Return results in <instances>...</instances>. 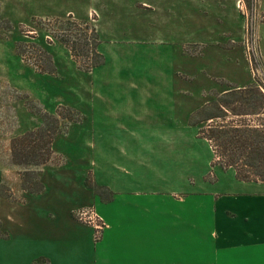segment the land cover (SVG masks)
<instances>
[{"label":"crops","instance_id":"1","mask_svg":"<svg viewBox=\"0 0 264 264\" xmlns=\"http://www.w3.org/2000/svg\"><path fill=\"white\" fill-rule=\"evenodd\" d=\"M152 27L146 23L129 33L137 36ZM158 30L153 32H159L160 47L154 51L159 69L164 65L166 71L177 59L181 64L170 71L173 81L188 67L185 45L207 39L179 34L178 24L175 34ZM210 38L223 45L218 48L225 64L227 33ZM223 63L209 56L204 66L226 72ZM136 70L129 66L120 72L128 76ZM164 85L122 82L119 90L138 89L137 95L121 92L120 98L97 103V117L113 122V131L97 139L90 162L84 161L86 149L78 162L65 164L64 176L55 172L42 181L41 191L24 190L18 205L5 206L0 264H264V180L228 173L208 177L210 146L190 122L200 98L183 96L178 84L161 96L141 91ZM88 175L111 191L110 201L85 184ZM57 180L64 184H53ZM79 199L91 202L105 223L97 240L91 226L74 218Z\"/></svg>","mask_w":264,"mask_h":264},{"label":"rangeland","instance_id":"2","mask_svg":"<svg viewBox=\"0 0 264 264\" xmlns=\"http://www.w3.org/2000/svg\"><path fill=\"white\" fill-rule=\"evenodd\" d=\"M144 1L149 7H144ZM135 8L143 10L142 14ZM64 18L95 26L103 64L86 71V57H73L55 38L54 34H59L55 31L59 32L61 26L58 21ZM146 23L153 25L152 30L137 36L129 33L144 29ZM157 28L174 34L182 30L185 37L207 39L202 44L185 45L188 67L176 73L173 81L170 71L181 64L177 59L166 71L164 65L163 71L159 69L154 56L160 47L159 32H153ZM223 32L227 33L225 64L219 56L223 45L219 39L214 43L210 38L213 33ZM210 46H214L213 51ZM209 56L221 60L226 72L204 66ZM128 65L139 70L128 77L120 72ZM122 82H135L137 87L141 82L167 83L141 90L160 96L178 84L183 96L200 98V109L191 115L190 122L197 123L199 137L210 146L207 176L227 177L228 173L237 177V170H241L251 180H263L264 163L255 159L254 165H243V158L231 164L237 150L204 136L209 126L225 125L222 130H227V136L236 127H248L252 138L261 140L264 146V0H0V235H5L1 227L5 206L18 205L24 190L34 192L28 188L36 189L39 183L43 189L42 181L55 172L64 176L65 164L78 162L79 154L86 149L84 161L90 162L87 156L92 157L97 139L101 141L102 134L111 133L114 125L97 117V103L103 98H120L121 92L124 96L125 92L137 95L138 89L119 90ZM39 110L51 114L58 111L66 117L60 120L63 129L53 138L49 160L31 167L23 182L24 168L11 162L10 143L13 137L41 124ZM209 115L219 116L209 122L201 120ZM80 136L84 137L82 142ZM223 147H227L226 157L221 154ZM90 178L88 175L85 184L92 188L95 184ZM56 182L64 181L53 184ZM77 202L73 208L76 220L77 212L96 211L85 199ZM92 230L97 240L103 229Z\"/></svg>","mask_w":264,"mask_h":264},{"label":"trees","instance_id":"3","mask_svg":"<svg viewBox=\"0 0 264 264\" xmlns=\"http://www.w3.org/2000/svg\"><path fill=\"white\" fill-rule=\"evenodd\" d=\"M58 22L61 26L59 32L55 31V33H59L54 34L55 38L69 49L73 57L77 59L83 56L86 57V60H88L86 65H84L86 71L103 64L104 56L99 50L100 40L94 25L88 22H76L70 18H64ZM49 69H51V66ZM49 69H43V71H49ZM249 87L253 88V86ZM39 111L41 114V124L35 129L25 131L21 135L13 137L10 143L11 162L24 168L23 182L25 180L24 176L31 173V167L39 166L49 160L52 153L51 145L53 138L63 129V124L60 120L66 117L60 112L58 113V111L56 114ZM214 116L218 117L219 115ZM78 120L74 119L72 121ZM218 127L209 126L207 130L208 134L204 137L210 140L216 139L223 145L227 144L225 146H230L231 150H237V157L231 159V164H236L238 160H242L243 158L245 159L243 165L252 166L255 159L258 162L264 163V146H261L262 141H255L248 127L244 129L236 127L233 130V134H230L231 136H227V130H222L225 125H219ZM226 151L227 147H223L221 154L225 157L227 156ZM240 171L237 170V177L247 180L249 177L243 175ZM40 187L41 184L39 183L36 189L28 188V186L23 188L36 192L40 190ZM92 189L102 201L107 202L111 200L112 193L105 186L93 185Z\"/></svg>","mask_w":264,"mask_h":264},{"label":"built area","instance_id":"4","mask_svg":"<svg viewBox=\"0 0 264 264\" xmlns=\"http://www.w3.org/2000/svg\"><path fill=\"white\" fill-rule=\"evenodd\" d=\"M76 215L78 221L80 220L82 223L84 222V224L91 226L97 232H100L104 228L103 219L93 209L77 212Z\"/></svg>","mask_w":264,"mask_h":264}]
</instances>
